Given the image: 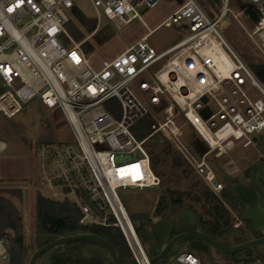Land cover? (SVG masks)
<instances>
[{"label":"built area","instance_id":"2783aa9c","mask_svg":"<svg viewBox=\"0 0 264 264\" xmlns=\"http://www.w3.org/2000/svg\"><path fill=\"white\" fill-rule=\"evenodd\" d=\"M159 1L88 0L96 20L104 18L121 26L140 21L138 9L154 8ZM236 1L258 17L249 37L264 64V0ZM73 7L71 0H0V114L12 119L34 99L60 112L78 152L72 147L63 152L59 143L40 145L43 163L50 155H61L59 166L63 161L67 164L53 177L45 175L50 191L45 198L60 197L76 205L80 225L118 229L130 259L135 264H151L139 230L118 194L119 189L160 187L161 178L152 169L146 142L161 132L169 148L218 196L224 185L210 157L221 156L236 144L247 147L257 134H264V83L230 51L217 31L229 12L228 0H222L213 20L196 0H185L160 24H180L188 32L182 40L157 53L146 42L154 29L148 30L98 68L82 49L86 40L74 43L65 30ZM63 40L71 44L64 46ZM215 44L230 65L217 63ZM148 104L162 110L166 120L150 123L143 136L135 128L148 116ZM204 108L207 117L202 114ZM179 116L206 145L201 156L179 142L181 132L174 121ZM4 148L0 142V153ZM42 170L45 174L44 167ZM240 225L234 215L233 228ZM6 241V235L0 236V264L7 261ZM175 264L202 262L188 251L179 253ZM231 264H264V247L254 257L240 256Z\"/></svg>","mask_w":264,"mask_h":264},{"label":"rangeland","instance_id":"374dc122","mask_svg":"<svg viewBox=\"0 0 264 264\" xmlns=\"http://www.w3.org/2000/svg\"><path fill=\"white\" fill-rule=\"evenodd\" d=\"M71 1L85 16L93 18L94 11L88 0ZM184 1L160 0L154 8H139L138 11L141 15V20H134L126 26H121L101 18L99 21L96 20L95 29L91 33L86 32L73 17L69 22H72L75 28L83 34V38L80 41L86 40L85 42L91 43L93 35L104 26L109 25L113 29L114 36L101 46L94 45V51L88 54L90 64L98 68L103 61L113 59L128 46L142 38L148 30L154 29L147 37L146 42L157 53L164 51L182 40L188 32L180 24H172L170 26L160 24L182 5ZM196 3L210 20L218 16L219 10L222 7V0H196ZM228 9L229 12L218 23L217 31L230 51L239 57L251 70V65L261 63L259 52L249 37L252 26H250L248 19L239 10L236 0H228ZM65 30L73 42L77 43L78 41L72 38L66 27ZM61 43L64 46L71 44L66 40H63ZM216 53L217 63L219 65H230V62L218 47H216ZM147 106L148 116L135 128V131H143L146 134L150 123L161 124L166 120V114L162 110L158 111L150 104ZM174 121L181 132L178 138L179 142L187 145V137L190 129L180 119V116L174 118ZM0 142L5 146L4 150L0 153V189H15L21 192L20 198L7 194H4V196L12 201L19 210L23 226L24 244L27 254L30 256L38 248V232L35 224L34 209L35 196L37 193H41L45 197V194L50 192L45 183V175L53 177L60 172L61 168H67L65 161H63L61 167L58 164L59 159L63 160L61 155L58 158L50 155L46 157V162L43 163L38 149L43 144L59 143L61 144V150L63 152L68 147H72L76 152L78 150L70 128L64 122L60 112H53L47 109L37 99L26 104L22 111L12 119H7L0 114ZM145 146L151 158H155V172L161 178L160 187L155 190L145 189L142 191L136 189H119L118 194L129 214H147L154 221H157L164 213L159 210L155 212L158 200L165 195L167 197L171 195L177 199L179 194L188 192L197 177L186 166L181 164L178 156L172 161L174 166H179L175 173H168L167 169L160 165L159 155L162 154L167 157L174 150L169 148L171 145L161 132L150 137ZM259 150L260 146L257 142H253L247 147L236 144L228 148L226 153L221 156L211 155L210 163L214 167L216 166L222 170V172L218 173L221 177L226 176L229 179H235L261 157ZM43 167L45 174L42 172ZM185 171L191 175L190 178H187L188 182L181 187L173 185L175 184L173 180L177 179ZM56 199L61 198L56 197ZM231 214L233 217L236 215L235 213ZM188 251L196 254V252L189 250L186 244L181 243L164 260L156 264H175V257L181 252ZM237 257H239L238 254H234L231 261L220 264H231ZM201 262L202 264H213L204 260H201ZM1 264L6 263L2 262Z\"/></svg>","mask_w":264,"mask_h":264},{"label":"trees","instance_id":"16d2710c","mask_svg":"<svg viewBox=\"0 0 264 264\" xmlns=\"http://www.w3.org/2000/svg\"><path fill=\"white\" fill-rule=\"evenodd\" d=\"M238 4L239 10L250 22V26H254L258 20L257 15L242 4ZM73 19L81 25V27L88 33L93 32L95 29L96 19L85 16L76 7L71 9ZM66 29L75 41H80L83 34L75 28L72 22L66 24ZM114 36L113 29L106 25L98 30L92 37L91 42H84L82 49L85 54H90L94 51V45L101 46ZM251 70L257 80L264 83V64L256 63L251 65ZM184 121V118L180 116ZM185 122V121H184ZM188 126V125H187ZM190 129L187 137V147L196 156H201L207 151L206 145L198 137L196 132ZM146 135L145 132L142 134ZM178 156L181 164L186 166L190 171V167L186 164L180 154L173 150L170 156L159 155L160 165L167 169L168 173L173 174L179 168L172 164L173 159ZM155 158H151L152 169L155 172ZM213 166V165H212ZM214 167V166H213ZM214 170L218 178L222 181L224 188L218 196L213 195L210 190L205 186L200 178L193 182L187 193H181L177 199L172 197L162 196L158 202L156 210L164 212L165 216L175 214L179 209L188 207L195 211L200 217L199 227L202 232L209 235L214 240L221 242L233 241L242 243L250 239L253 229L249 220H242L243 207L239 204L237 199L229 190V185L235 182V179H229L226 176L221 177L218 173L222 172L216 166ZM157 174V173H156ZM158 175V174H157ZM191 175L185 171L180 174L177 181L173 182L175 186H183L190 178ZM4 194L21 197L20 190H1L0 189V236L6 235V251L7 261L6 264H26L28 258L26 246L23 239V226L18 208L12 201L4 196ZM35 209V224L38 232L37 245L38 248L45 244L44 239L47 236H67L76 233H89L99 236L106 240L113 250L117 253L121 264H127L130 260V253L126 247L124 239L120 231L113 227H100V226H83L79 224L81 212L68 200L61 199H48L41 193H37L34 201ZM231 213H235L242 226L233 228L234 217ZM131 220H147V214H129ZM138 235L141 240L143 236L140 231ZM91 243L78 242L66 245L64 248H58L50 256V264H104L103 261L89 257L85 253V247ZM94 245V244H92ZM150 256H153L152 254Z\"/></svg>","mask_w":264,"mask_h":264},{"label":"water","instance_id":"95a60500","mask_svg":"<svg viewBox=\"0 0 264 264\" xmlns=\"http://www.w3.org/2000/svg\"><path fill=\"white\" fill-rule=\"evenodd\" d=\"M202 102L205 103L206 99L203 98ZM202 114L204 117H207L209 115L208 109L204 108ZM254 142L259 143L261 150L264 151V134H257ZM258 180L264 184V161L253 164L249 168L247 175L242 173L237 176L235 182L229 185V190L243 207L241 219L249 220L253 230L263 232L264 190L259 186ZM92 209L99 218H103L100 212L95 208ZM175 218L178 220L177 229L181 232L180 235L166 242L169 231L173 226L170 220L159 223L154 232L149 234V237H152L154 240V255L150 257L151 264H156L164 260L171 247L181 241H189L188 249L194 252H206L207 248H209L210 252L215 250L222 255H226V258L218 260L224 262H228L231 255L243 252L242 258H252L257 254L259 248L264 247V236L230 246L215 242L199 231V215L188 207L179 209ZM133 225L135 229L141 231L142 225L140 220H133ZM44 242L45 244L43 246L37 248L30 255L26 264H50V256L58 248H64L68 244L78 242L91 243L85 247V253L89 257L101 260L104 264H121L117 253L110 244L103 238L93 234L51 235L47 236ZM210 252L209 259L216 262L217 260L213 259ZM128 264L135 263L130 259Z\"/></svg>","mask_w":264,"mask_h":264},{"label":"flooded vegetation","instance_id":"af4514ba","mask_svg":"<svg viewBox=\"0 0 264 264\" xmlns=\"http://www.w3.org/2000/svg\"><path fill=\"white\" fill-rule=\"evenodd\" d=\"M258 144H259V143H258ZM259 146H260V145H259ZM259 151L261 152V157H260L258 160H256L253 164H255V163H257V162H262V161H264V151H262L261 148H260ZM253 164H252V165H253ZM252 165H251V166H252ZM251 166H249L248 169H247L245 172H243L245 175H247L248 170H249V168H250ZM240 174H241V173H240ZM240 174H239V175H240ZM239 175H238V176H239ZM235 179H236V178H235ZM258 183H259V186L264 190V184H263L261 181H259V180H258ZM177 212H178V211H177ZM177 212H176L175 214H170L169 216H165V214H163V216H162L159 220H157V221H154V219L151 218L150 216H149V218H148L147 220L140 221V222H141V225H142V229H141V231H140L141 235L143 236V240H142V242H143L145 248L147 249L149 255H151V254L154 255V250H153L154 240H153L152 237H149V234L154 232L156 226H157L159 223H161V222H163V221H166V220H170V221H172L173 226H172L171 230L169 231V234H168V237H167V239H166V242H168L170 239H172V238H174V237H176V236H178V235L181 234V232L178 231V229H177L178 220L175 218ZM200 220H201V219H200V217H199V221H198V228H199V231H200L201 233L205 234L204 232H202V231L200 230V227H199ZM253 231H254L253 233H250V234H251L250 239L261 238V237L264 236V231H263V232L255 231V230H253ZM205 235H207V234H205ZM207 236L210 237L209 235H207ZM210 238H211V237H210ZM211 239H213V238H211ZM213 240H214V239H213ZM214 241L217 242V243H219V244L225 245V246H226V245H229V246H230V245H236V244H239V243H237V242H230V241H228V242H221V241H218V240H214ZM181 243L186 244L187 247H188L189 241H181V242H178L176 245H174V246L171 247V249L169 250L168 254H169V253H170V252H171V251H172L177 245H179V244H181ZM209 252H210V249L207 248L206 252H196V254H198V256H199V258H200L201 260L209 261V262H211V263H213V264L224 263V261H218V260H220V259H224V258L227 257L226 255H222V254L218 253L217 251L212 250V251L210 252V254H211V256L213 257V259H215V260H217V261H216V262H215V261H211V260L209 259ZM168 254H167V255H168ZM243 254H244V252H243V253H239L238 256L240 257V256H242ZM233 256H234V255H231V256L229 257V260H230Z\"/></svg>","mask_w":264,"mask_h":264},{"label":"bare ground","instance_id":"6f19581e","mask_svg":"<svg viewBox=\"0 0 264 264\" xmlns=\"http://www.w3.org/2000/svg\"><path fill=\"white\" fill-rule=\"evenodd\" d=\"M215 46H216V44H215ZM216 47H218V46H216ZM219 48V47H218ZM220 49V48H219ZM221 50V49H220ZM222 51V50H221ZM223 52V51H222ZM224 53V52H223ZM225 55V54H224ZM226 56V55H225ZM226 58H227V56H226ZM228 59V58H227ZM229 61V60H228ZM230 62V61H229ZM231 64V63H230Z\"/></svg>","mask_w":264,"mask_h":264},{"label":"snow or ice","instance_id":"6c2138e0","mask_svg":"<svg viewBox=\"0 0 264 264\" xmlns=\"http://www.w3.org/2000/svg\"><path fill=\"white\" fill-rule=\"evenodd\" d=\"M9 10H11V9H9Z\"/></svg>","mask_w":264,"mask_h":264}]
</instances>
